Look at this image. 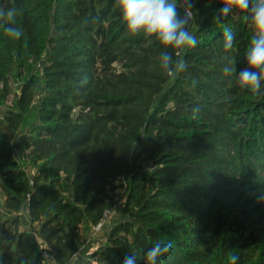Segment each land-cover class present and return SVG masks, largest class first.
<instances>
[{
    "label": "trees",
    "instance_id": "obj_1",
    "mask_svg": "<svg viewBox=\"0 0 264 264\" xmlns=\"http://www.w3.org/2000/svg\"><path fill=\"white\" fill-rule=\"evenodd\" d=\"M192 4L198 44L173 56L187 66L168 76L155 42L127 34L115 0H0L19 10L23 32L15 40L0 28V190L14 213L0 223L3 264H44L20 228L24 210L50 254L73 264H121L126 254L143 264L168 241L162 264H228L231 255L264 264V99L223 73L229 62L236 75L247 67L252 31L244 14L230 15L225 52L214 20L221 0ZM115 190L125 217L89 253L80 227L103 220Z\"/></svg>",
    "mask_w": 264,
    "mask_h": 264
},
{
    "label": "clouds",
    "instance_id": "obj_2",
    "mask_svg": "<svg viewBox=\"0 0 264 264\" xmlns=\"http://www.w3.org/2000/svg\"><path fill=\"white\" fill-rule=\"evenodd\" d=\"M222 7L214 17L218 25L223 26V49L228 52L233 48L235 35L226 20L233 14H244L252 36L245 53L247 67L236 75L235 63L229 62L223 68L226 76H235L236 84L243 92L247 90L260 99H264V0H221ZM115 7L120 13V22L129 36H143L149 44L155 42L160 49L159 65L161 71L176 75L186 68L182 59L174 60L181 51L194 48L198 44L195 34L189 30L193 21L192 0H115ZM183 9L184 15H180ZM19 10L15 7L0 8V28L15 40L23 35L22 29L15 26ZM170 49L172 51H170ZM195 84V81L193 82ZM198 109H194V112ZM257 202H264V192L256 196ZM173 244L157 242L144 253L143 264H162V258L170 253ZM44 250L43 259L47 264H56V259L49 255V248ZM79 253H72L73 259ZM238 257L231 255L228 264H236ZM136 254H126L121 264H138ZM0 264H3L0 258Z\"/></svg>",
    "mask_w": 264,
    "mask_h": 264
},
{
    "label": "rangeland",
    "instance_id": "obj_3",
    "mask_svg": "<svg viewBox=\"0 0 264 264\" xmlns=\"http://www.w3.org/2000/svg\"><path fill=\"white\" fill-rule=\"evenodd\" d=\"M17 85H18L17 81L13 80V89L16 91V93H18ZM4 109H5V107H0V115L2 114ZM33 119H34V117L32 115H30L27 119L26 124L23 125L22 130H25L28 127L29 122H31ZM20 156H21V158H20ZM18 157L20 158V161H21L22 165L25 167L29 176L32 177L33 173L35 172V168L32 167L31 163L28 161L27 155L24 153L23 154L21 153V154H18ZM3 201H4V195H3V192H1V190H0V223L3 220H5L7 218H11L14 215V213L8 212L5 210L4 205H3ZM110 201H111V205H110L109 209L107 210L106 216L104 217V220L102 221L100 228H98V229H96L94 227L91 228V226H89L85 222L82 223V225L80 227L81 229L87 230V232H89L91 234L90 235L91 236V239H90L91 248L89 250V253L93 249L102 245L105 242L106 236H107L110 228L112 227V225L115 222H118V221L124 219V217H125L124 215H121V212H120V207H121V204L123 203V197H121V190H115L113 192H110ZM21 216H22V220L20 223V228L30 231L31 235L36 239V241L40 247H41V245H44V243L41 241V238L37 235V233L34 230H32L33 228H31V226L28 222L27 214H26L25 210L22 212ZM82 232H84V231L82 230ZM48 254L53 256L52 254H50V252H48ZM53 257L56 259V264H68V262H69V264H73L72 260L68 259L65 252H62L61 254H59L57 256H53ZM44 264H47V262L45 260H44Z\"/></svg>",
    "mask_w": 264,
    "mask_h": 264
},
{
    "label": "built area",
    "instance_id": "obj_4",
    "mask_svg": "<svg viewBox=\"0 0 264 264\" xmlns=\"http://www.w3.org/2000/svg\"><path fill=\"white\" fill-rule=\"evenodd\" d=\"M106 213H107V210H106V212L104 214V217L106 216ZM103 220H104V218H103ZM102 221L100 223H98L96 226H94V228H96V229L100 228V226L102 224ZM44 248H46V247L44 245H41L40 249H44ZM42 255H44V250H42Z\"/></svg>",
    "mask_w": 264,
    "mask_h": 264
}]
</instances>
